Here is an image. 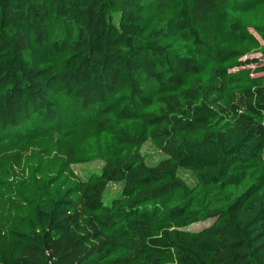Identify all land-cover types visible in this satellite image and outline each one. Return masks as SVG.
<instances>
[{
    "label": "trees",
    "instance_id": "obj_1",
    "mask_svg": "<svg viewBox=\"0 0 264 264\" xmlns=\"http://www.w3.org/2000/svg\"><path fill=\"white\" fill-rule=\"evenodd\" d=\"M0 264H264V0H0Z\"/></svg>",
    "mask_w": 264,
    "mask_h": 264
},
{
    "label": "rangeland",
    "instance_id": "obj_2",
    "mask_svg": "<svg viewBox=\"0 0 264 264\" xmlns=\"http://www.w3.org/2000/svg\"><path fill=\"white\" fill-rule=\"evenodd\" d=\"M256 56H260L257 54ZM141 154L143 155L145 161L149 165H156L159 161L166 158L167 155L159 150L152 141H147L141 148ZM103 166L102 160H93L86 163L74 164L73 168L75 172L83 178H87L91 173L98 172ZM179 175L190 185L194 186L196 179L194 175L185 169L179 170ZM122 192V183L111 182L107 186L105 191V199L107 202L111 201L114 197L118 196ZM206 223H196L191 225L190 229H200Z\"/></svg>",
    "mask_w": 264,
    "mask_h": 264
}]
</instances>
